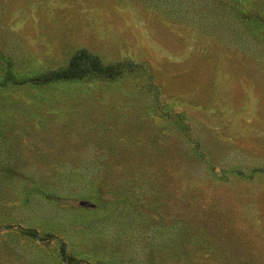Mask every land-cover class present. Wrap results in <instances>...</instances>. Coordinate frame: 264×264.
<instances>
[{
	"label": "rangeland",
	"instance_id": "obj_1",
	"mask_svg": "<svg viewBox=\"0 0 264 264\" xmlns=\"http://www.w3.org/2000/svg\"><path fill=\"white\" fill-rule=\"evenodd\" d=\"M0 264H264V0H0Z\"/></svg>",
	"mask_w": 264,
	"mask_h": 264
}]
</instances>
